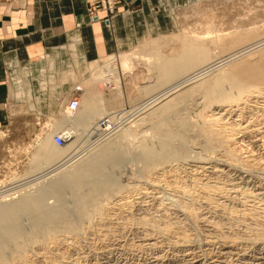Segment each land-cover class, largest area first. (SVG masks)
<instances>
[{
	"label": "bare ground",
	"instance_id": "6f19581e",
	"mask_svg": "<svg viewBox=\"0 0 264 264\" xmlns=\"http://www.w3.org/2000/svg\"><path fill=\"white\" fill-rule=\"evenodd\" d=\"M88 7L93 9L89 21L105 18L94 0ZM215 35H175L174 50L162 55L161 42L147 44L157 53L142 60L152 73L153 89L179 80L147 97L137 111H120L125 100L121 84L130 99L133 92L142 93L139 76L129 75L135 66L128 54L119 57L118 65L112 60L99 66L74 90L78 95L68 94L52 119L57 129L64 126L55 135H62L66 146L50 143L52 133L38 141L33 156L32 172L40 167L42 176L56 178L18 199L0 194V264H100L97 257L113 264L108 256L119 248L157 253L165 247L177 255L154 256L149 264H264V50L226 69L228 58L218 57L205 68L214 57L211 44L223 52L231 49H223L221 36ZM239 39L238 45L245 41ZM151 87H144L146 93ZM190 112L193 120L187 119ZM143 124L160 141L159 149L143 142L131 157L122 143ZM85 129L99 147L66 170L70 149ZM174 138L178 145L172 144ZM191 140L202 155L191 157ZM130 158L141 167L137 186L121 183L114 172ZM247 198L262 201L261 207L236 209Z\"/></svg>",
	"mask_w": 264,
	"mask_h": 264
},
{
	"label": "rangeland",
	"instance_id": "374dc122",
	"mask_svg": "<svg viewBox=\"0 0 264 264\" xmlns=\"http://www.w3.org/2000/svg\"><path fill=\"white\" fill-rule=\"evenodd\" d=\"M153 1H155V0H153ZM146 3H147V0H134L131 3V5H128L127 8L122 10L121 6H123L122 5L123 3L121 5H119V0H117L116 5H118V11H115V14L113 16L119 15L120 16V18H118L119 21L121 20L123 22V16H121V15L123 14V12H125V10H128V12H134V11H138V9H140L141 6H142V8L147 10L148 12L150 10L152 12L158 13V11H157L158 6L156 3H153V6H151V7H149L148 3L146 5ZM172 8H174V9L172 10ZM83 11H84V8H83ZM164 15H166V18H167L166 21L168 22L169 29H167L166 31H162L161 33H158L155 35L149 34L147 36L141 37V39L138 40V43L136 45L132 46L130 49L126 50V52H114L110 56L105 57V58H109V59L104 60V61L100 62L99 64H97L93 68V70L88 72V76L83 79V80L88 79L90 77V75L97 69L98 66H101L105 63H111L112 60H113V62L115 61L114 63L117 64L119 57L121 55L128 54V56L130 58H132V59H130L131 64H133V66H135V68H133V70L131 68V70L129 71L130 72L129 75L133 72V74H132L133 76L134 75H137V77L139 76V78H138L139 80H137L136 83L138 84L137 86H138V88L141 89L142 93H140L141 97H139V95L137 94L138 91H135L132 93L133 96L130 99L128 97L129 94L125 93V85L121 81L120 83H123V84H121V87L123 90V95L125 97V100H124V106L122 108H120V111L128 110V109L130 111H133V112L137 111L138 110L137 108H139L140 105H142L143 101H145V99H147V97L153 96L160 91L168 89L172 85V83H176L179 80V79L174 80L175 82L173 81L170 84V86L167 85L164 87H158V88H156V90L153 89L155 82H153L154 79H153L152 73L148 72V70L146 68V64H144L143 62L145 61V59H148V58L150 60H152L157 55V53L151 51L148 47H146L147 44H150V43H158L159 44L161 42L159 44L161 47L159 52L162 55V54H166L165 52L170 53V51L174 50V44L175 43H172V40L175 37H177V38L183 37L184 35H186L187 37H191L193 35L191 38L194 37V39H195V37L197 38V36L200 37L201 35H203L200 38H204L208 35V37L213 38V36L216 34L215 36H221V37H219L221 39L219 42L223 45H221L220 43H218V44H220L221 47L224 46L223 49L227 48L228 45L229 46L231 45V49L229 50V52L228 51L223 52L222 48L221 49L217 48V47L214 48L213 45L211 44L210 51H213L212 49H214V51L212 52L213 53L212 56L214 55V57H212L210 62L209 61L207 62L208 64L206 63L207 66L205 65L206 66L205 68H207L210 63L211 64L209 65V67L212 66L213 61H216V59H218V58H220V59L228 58L230 60V62H232V63H230L229 60L227 59L225 61L226 66H224L225 67L224 69L229 68V66L230 67L233 66V63L235 64V62L236 63L243 62L244 59L245 60L248 59L249 56L250 57L252 56L251 58H255L259 55L260 52H262L264 50V0H175L173 6L170 4L168 8L166 7V10L164 11ZM113 16H111V17H113ZM210 22H212V23L210 24ZM127 27H129L131 30H133L134 27H133V23L131 22V20L128 23ZM75 29L78 30L79 28L78 29L75 28ZM204 31H206V32H204ZM188 33H190V34H188ZM204 33H207V34H204ZM121 34L124 35L123 32ZM169 34H175L176 36L172 35L170 37ZM194 34H196V35H194ZM211 34H212V36H210ZM166 36L170 37L171 43H170L169 37H166ZM224 36H226V37H224ZM222 38H225V39L222 40ZM239 38H241V40H243V39L245 40L240 45L237 44V41L240 40ZM149 39H150V41H149ZM146 41H149V42H146ZM167 41H169V42H167ZM79 43H81V45L83 44V47H86L88 45V43L85 41V38H83V37H81ZM168 43H169V45H168ZM65 45L66 44L62 43L59 46L65 47ZM138 46H140V48ZM162 46H163V48H162ZM137 48H139V49H137ZM143 49H146V50H143ZM133 50L135 52H133ZM142 50L144 52H142ZM163 50H165V51H163ZM220 50H221V52H220ZM128 52H130L132 54H130ZM139 52H142V53H139ZM142 54H144V55H142ZM146 54L147 55L149 54V55L147 56ZM229 57H231L232 59ZM142 60H144V61H142ZM135 62H137V63H135ZM134 64H136V65H134ZM137 64H138V66H137ZM134 70H136V71H134ZM193 73H195V72H191V74H193ZM191 74L190 73L186 74V76H189ZM183 78H184V76H183ZM120 79H122V74H120ZM81 82L82 81H80L79 83H81ZM82 83H81V85H82ZM76 85L78 86L79 84L77 83ZM148 85L150 87L151 86L152 87H151L150 91L148 93H146L147 91L145 89L150 88ZM144 87H146V88H144ZM80 88H82V87H80ZM75 95H78V92H75L74 94L71 93L70 97L75 96ZM63 101L65 102L64 98L55 100L54 107L49 112V114H39L38 116L31 115L26 110L23 111V110H19V109L18 110L17 109L11 110L9 112V116H6V110H5L6 106L4 107L3 112H5V113L4 114L2 113V116H0V194H2V195L6 194L8 196L13 194L15 199H18L19 196L21 197V195L24 196V195L32 194V193L35 194L37 192V190H39V188L41 189L42 185L44 186L48 183V178H50L52 176L53 177L50 179L56 178V177H54L55 174L54 175L51 174L48 177L42 176V175H46V174L43 173V168H40V167L37 169V171L32 172L33 165H34L33 156L38 151V148H39L38 141L40 139H44L48 135L53 133L52 137L50 138V143H52L51 141L53 140V136L57 133H60V131L62 130L61 127H63V129H64V126L59 127L61 130L57 129L56 124H54L53 120H52L53 118H56L57 113L60 112L61 108L63 107V105H64ZM190 107L191 106H189V108ZM189 108H188V110H189ZM191 112L188 113L187 119L189 117L191 120H193L194 114H192L193 112L192 113ZM139 114L140 113L138 112L137 114H135V116H138ZM143 114H145V113H143ZM129 121H132V118H130ZM106 123L101 127L102 128L108 127V125L110 123L109 122H106ZM259 126H257V127H259ZM263 127H264V125H263ZM149 128H150L149 126H146L143 124L141 128H139V127L136 128L135 136L132 137V139L130 138L127 143L126 142L122 143L123 146L126 148V151L129 152V156L131 155V157H134V155H137L138 150L136 148H138V146H140V144L143 142L146 145H149L151 147L153 146V148L155 147L154 151L155 150L158 151L159 147L157 145L160 141L157 138H153V137L151 138V136H150L151 131L149 132ZM88 131H89V129H85L84 131H81L80 134H78L76 144L70 149V150L74 149V150H72L73 155L71 154L72 155L70 157L71 159H69L67 157L70 160V163L69 162L67 163L66 170L73 169L71 166H74L78 162H80V160L83 159L82 157H84V159H85L89 154L92 153V151L95 152L97 150V148L99 147V145H97V144H94V145L92 144L93 140L95 141V139H91V138H94V136L88 137ZM84 135L86 136V139L84 138L85 137ZM88 138H89V140H87ZM89 142H91V143H89ZM176 142L179 143L178 139L174 138L172 140V144L178 145V144H176ZM198 145H199L198 143L196 144L195 141L193 142L192 140L188 144L187 150L190 154H192V156H191L192 158L198 157V155H196V154L202 155V153H200L201 151H200ZM61 146L62 147L66 146L65 142L62 145H59L60 148H62ZM248 149H250V148H248ZM261 150L262 149H260V151ZM88 152H90V153L88 154ZM253 152H254L253 154L259 156V153L255 152V151H253ZM261 152L263 153L264 150ZM244 155L247 156L246 153ZM74 163H76V164H74ZM140 168H139V164H137L135 161H133L132 158H130L129 160H127V162L125 164L122 165V167H120L118 170H116L114 172H115V175L117 176V178L119 179V181L120 182L122 181L121 183H124V184L128 183V185L129 184H132V185L136 184V186H137L139 184V181H141V179L143 177L141 171L139 172ZM140 173H141V175H140ZM77 175L79 177V173ZM56 176H58V175H56ZM139 196H141V195H139ZM163 199H166V197L163 196ZM144 200H147V198H144ZM244 201H245V204L243 206H240V205L236 206L237 207L236 209H239L242 207L241 209L247 210L248 208H251V206L253 205L252 207L255 208L254 210H258V208H260L262 205V201L257 202V200H253V199L251 200V198H247ZM252 201H253V203H252ZM46 202L50 205L54 204L52 199H47ZM164 202H169V201L166 200ZM246 202H248V203H246ZM226 203L227 202H225V204ZM248 204L249 205L251 204V206L248 207ZM226 205H228V204H226ZM120 249L121 248H119V251L117 250V251L111 252L112 254L110 253V255L108 256V258H109L108 260L111 259L110 261L112 263L115 261L116 263L117 262H124L126 264H133V263L134 264L135 263L136 264H141V263L142 264H149L153 260H155L154 259L155 257H158V256L161 257L165 253H166L165 255L169 254L168 256H176L177 255V254H172L169 247H167V249L165 247L164 250L161 249L160 250L161 252L157 251V253L154 250L149 251V249H147L146 251H143V252H142V250H140V251L137 250V248H132V250L126 248V251L124 250L125 248H122L121 249L122 251ZM127 250H128V252H127ZM115 252H116V254H115ZM147 252H149V253H147ZM159 253H160V255H159ZM113 254H114V256H113ZM123 257H124V259H123ZM139 257L141 260L139 259ZM150 257H152V258H150ZM129 259H130V261H128ZM96 260H98L99 263L101 262L100 264L103 263V260L102 261L99 260L98 257L96 258ZM123 260H126V261H123ZM134 260H135V262H134ZM143 260H144V263H143ZM115 262L113 264H115Z\"/></svg>",
	"mask_w": 264,
	"mask_h": 264
},
{
	"label": "crops",
	"instance_id": "0c3cea01",
	"mask_svg": "<svg viewBox=\"0 0 264 264\" xmlns=\"http://www.w3.org/2000/svg\"><path fill=\"white\" fill-rule=\"evenodd\" d=\"M133 1L119 0V5L123 10ZM155 1L147 3H156L158 13L141 6L125 10L123 22L119 15L91 22L89 0H0V116L5 106L6 116L14 109L49 114L55 100L76 90L89 71L109 59L105 57L169 29L164 11L175 0ZM130 20L133 30L127 27ZM81 37L86 47L79 43Z\"/></svg>",
	"mask_w": 264,
	"mask_h": 264
},
{
	"label": "built area",
	"instance_id": "2783aa9c",
	"mask_svg": "<svg viewBox=\"0 0 264 264\" xmlns=\"http://www.w3.org/2000/svg\"><path fill=\"white\" fill-rule=\"evenodd\" d=\"M94 7L98 11H102L105 14V18L103 21H106L114 14L115 10V0H94ZM89 16H93V9L87 6L86 8ZM95 18H93L94 20ZM69 105L73 107L76 103L74 102V98L68 101ZM65 138L62 135H54L53 136V144L59 146L64 142Z\"/></svg>",
	"mask_w": 264,
	"mask_h": 264
}]
</instances>
